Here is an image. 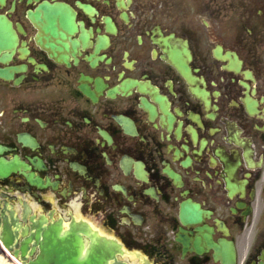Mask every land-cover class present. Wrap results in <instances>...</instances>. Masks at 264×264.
<instances>
[{
	"label": "flooded vegetation",
	"instance_id": "obj_1",
	"mask_svg": "<svg viewBox=\"0 0 264 264\" xmlns=\"http://www.w3.org/2000/svg\"><path fill=\"white\" fill-rule=\"evenodd\" d=\"M1 236L264 264V0H0Z\"/></svg>",
	"mask_w": 264,
	"mask_h": 264
},
{
	"label": "water",
	"instance_id": "obj_2",
	"mask_svg": "<svg viewBox=\"0 0 264 264\" xmlns=\"http://www.w3.org/2000/svg\"><path fill=\"white\" fill-rule=\"evenodd\" d=\"M2 239L5 241L4 238ZM82 250L80 241L76 238L62 240L60 243L52 239L34 264H105L106 256L109 254V252H103V248H99L97 243L93 244L85 256H82ZM17 253L15 252L16 255ZM22 257H25V251H23ZM0 264L14 263L0 252Z\"/></svg>",
	"mask_w": 264,
	"mask_h": 264
}]
</instances>
